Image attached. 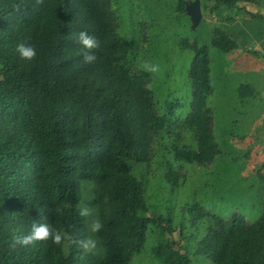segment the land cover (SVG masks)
I'll return each mask as SVG.
<instances>
[{
    "label": "trees",
    "instance_id": "1",
    "mask_svg": "<svg viewBox=\"0 0 264 264\" xmlns=\"http://www.w3.org/2000/svg\"><path fill=\"white\" fill-rule=\"evenodd\" d=\"M212 1V15L239 2ZM117 23L112 0H0V264H130L144 249L150 224L174 233L169 220L146 215L145 183L135 175V165L149 162L151 144L170 121L157 110L152 75L133 69V46ZM81 31L101 41L93 63L84 62ZM21 42L36 47L34 59L19 56ZM211 46L230 53L238 44L215 27ZM183 47L195 53L186 122L197 147L177 148L175 157L207 167L222 152L208 105L210 46L186 39ZM166 176L179 185L172 165ZM85 183L95 185L88 201ZM84 200L103 225L94 234L89 218L80 215ZM188 214L195 224L204 218L215 223L197 255L214 264H264V212L252 223L237 213L217 217L199 205ZM33 222L65 235L59 243L49 238L23 245ZM85 239L95 240V247L84 248ZM153 253L161 264H191L183 246L171 241Z\"/></svg>",
    "mask_w": 264,
    "mask_h": 264
},
{
    "label": "rangeland",
    "instance_id": "2",
    "mask_svg": "<svg viewBox=\"0 0 264 264\" xmlns=\"http://www.w3.org/2000/svg\"><path fill=\"white\" fill-rule=\"evenodd\" d=\"M196 1L112 0L118 31L133 46L130 63L134 70H145L152 75L151 89L157 110L170 121L169 129L151 144L149 162L135 165V175L145 183L149 206L146 215H161L169 220L174 233L150 224L144 249L130 264H161L153 250L164 241L183 246L191 264H214L207 256L195 253L199 242L215 226L211 218L193 223L188 209L195 205L224 219L237 213L249 223L255 222L264 212V148L254 150L250 143L251 120L239 109L238 101L237 88L249 78L231 71L233 65L227 58L231 53L211 46L214 23L208 20L214 17L209 18L208 10L207 19L205 17L206 0H199L203 18L196 26L187 8L181 11L183 5ZM186 39L210 46L213 60L210 77L222 104L213 114L212 124L213 127L219 123L220 129L214 134L215 138L219 134L223 138L219 142L222 152L207 167L178 161L175 157L177 148L197 147L196 133L186 122L192 111L189 70L195 56L194 51L183 47ZM153 66L155 71L151 70ZM171 165L180 177L178 186L167 180L166 172ZM83 192L87 201L95 197V185L85 183ZM85 200L80 208L89 210L91 231L92 222L98 219L97 210Z\"/></svg>",
    "mask_w": 264,
    "mask_h": 264
},
{
    "label": "crops",
    "instance_id": "3",
    "mask_svg": "<svg viewBox=\"0 0 264 264\" xmlns=\"http://www.w3.org/2000/svg\"><path fill=\"white\" fill-rule=\"evenodd\" d=\"M214 5V1L206 0L204 8L206 19V10L210 13V8ZM208 16L209 18L210 16L214 17V19L208 20L214 23L213 28L218 27L223 29L238 44L237 49L230 52L231 55L227 58H229V61L233 65L231 71L234 70L240 74H245L249 78L248 82L241 83L237 88L238 101L241 104L239 109H243L246 117H249L251 120L249 138L250 143L254 146V150L263 149L264 0H239L237 4L220 7L213 15L209 14ZM212 64L213 60L211 61V66ZM212 88L213 92L208 99V105L213 117V114L219 108L218 105L222 106V104L219 101L217 90L214 86ZM219 129V123H216L215 126L213 125L215 134L218 133ZM215 140L218 144L220 141H223L221 134L217 135ZM235 143L237 144V141Z\"/></svg>",
    "mask_w": 264,
    "mask_h": 264
},
{
    "label": "clouds",
    "instance_id": "4",
    "mask_svg": "<svg viewBox=\"0 0 264 264\" xmlns=\"http://www.w3.org/2000/svg\"><path fill=\"white\" fill-rule=\"evenodd\" d=\"M78 42L82 46L83 49V59L85 63H93L96 61L97 57L95 53L92 51L94 49H99L101 46L100 39L93 35L89 34L87 31H81L78 34ZM16 52L22 59L25 60H32L37 55V50L34 45L27 44L24 42L18 43L16 45ZM152 71H155V66L152 67ZM80 215L87 216L89 215V210L84 208L81 210ZM103 227L101 221L99 219H95L91 224V231L97 232ZM65 234L62 233L60 230L54 228L52 225L48 223H38L33 222L31 226V231L23 236L20 239V243L23 245H29L37 241H44L49 238H52L54 241L59 243L62 237ZM82 246L86 249H92L95 247V240L93 239H85L80 241Z\"/></svg>",
    "mask_w": 264,
    "mask_h": 264
},
{
    "label": "water",
    "instance_id": "5",
    "mask_svg": "<svg viewBox=\"0 0 264 264\" xmlns=\"http://www.w3.org/2000/svg\"><path fill=\"white\" fill-rule=\"evenodd\" d=\"M187 13L191 17V21L194 26L198 25L202 18H203V12L201 8V3L199 0H197L194 3L187 4Z\"/></svg>",
    "mask_w": 264,
    "mask_h": 264
}]
</instances>
